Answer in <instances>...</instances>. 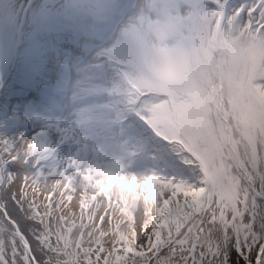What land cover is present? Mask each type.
Masks as SVG:
<instances>
[{"label":"snow or ice","instance_id":"snow-or-ice-1","mask_svg":"<svg viewBox=\"0 0 264 264\" xmlns=\"http://www.w3.org/2000/svg\"><path fill=\"white\" fill-rule=\"evenodd\" d=\"M216 6L256 54L180 106L147 170L124 176L119 218L87 216L77 231L47 187L48 142L26 168L0 138V264H264V0Z\"/></svg>","mask_w":264,"mask_h":264},{"label":"rangeland","instance_id":"rangeland-1","mask_svg":"<svg viewBox=\"0 0 264 264\" xmlns=\"http://www.w3.org/2000/svg\"><path fill=\"white\" fill-rule=\"evenodd\" d=\"M205 3L206 0L203 6ZM206 4L213 6L214 9L210 14L215 12L216 19L223 17L220 7L216 6V0H210ZM227 32L229 35L235 34L230 23ZM57 38L60 39V48H66L65 52H59V64L53 62L49 51V41L45 36L28 39L17 48L12 66L0 88V138L14 140L15 147L12 149V154L17 157L19 164L26 168H31L33 162L32 156L29 155L31 145L41 138L48 142V147L41 153L43 163L51 169V174L47 177V187L55 189L54 199L63 201L64 215L74 220L77 225L76 230H79L82 220L87 222V216L98 218L102 214L109 215L108 196L112 195L107 191L102 195L104 189H101V186L107 190L112 187L118 176L142 174L147 170L148 161L154 155L155 147L146 145L142 146L146 152L132 157L130 151L136 150L130 148L138 147L133 141L137 140L125 130L126 122L122 118H138L137 115H143L147 110L145 104L148 100L153 105L148 108L149 114L146 118H165L163 111L172 116L171 105L174 100L175 103L179 101L175 107L177 115L180 106L186 104L185 100L180 99L193 98L194 95L183 94L171 99L162 95L163 92L158 87L148 83L141 73L130 76L131 74L126 73L124 67L118 62L92 59L91 63L95 68L89 74L94 76V73H98L102 78H98L97 75L90 78L84 74L73 78L68 76L74 87L65 98L53 88L58 79L57 72L63 65L64 56L73 57L76 65L83 61L84 57L80 52L85 51V46L80 44L84 41L83 39L79 40L78 48L73 49L72 44H75L73 38L66 40L60 36ZM21 61L24 62L21 63ZM20 65L29 71L24 74H21L19 70L15 72V66ZM10 78L17 80L13 86L14 89L9 87ZM7 82L8 85H6ZM22 85L41 91L44 96L39 95L40 98L33 97L32 100L19 98L23 95ZM104 86H106L105 91L102 88ZM115 92L122 95L119 97L114 94ZM136 104L140 105L135 110L137 115L133 109ZM104 107L110 109L111 117L97 118L99 110L101 111ZM116 127L117 130H115ZM109 138H114L115 146L121 144L126 146L125 157L115 149L114 153L112 152ZM105 140L109 143L107 147ZM91 143L101 145V150L95 152L99 161H96L97 157L94 158L100 166L96 163L90 166L85 148ZM64 145L67 148L61 155L57 150ZM9 146L11 147V144ZM150 149L152 151L148 152ZM77 153L79 155H76ZM50 157L54 158V163ZM122 158H125V167L123 172L117 173L123 166L117 160ZM26 159L27 163H25ZM103 162L106 164L103 165ZM94 169L103 172L98 173ZM90 173L95 175L90 176ZM120 190L122 198L127 199V193L123 187ZM98 199L105 203L104 211L97 203ZM121 213L122 210L113 217L119 218Z\"/></svg>","mask_w":264,"mask_h":264},{"label":"bare ground","instance_id":"bare-ground-1","mask_svg":"<svg viewBox=\"0 0 264 264\" xmlns=\"http://www.w3.org/2000/svg\"><path fill=\"white\" fill-rule=\"evenodd\" d=\"M204 1L109 0L108 15L90 38L71 31L62 38L66 40L75 35V42L78 44L83 39L80 43L86 47L84 59L78 65L73 62V57H69L68 76L73 78L84 74L90 78L96 77L97 73L94 76L89 74L95 68L92 59H108L121 64L130 76L141 73L150 84L169 97L173 98L176 93L191 87L203 94L205 90L200 84L198 66L202 65V61L208 64L209 58L215 60L216 44L227 33L223 21L213 28L214 16L201 14ZM37 36L44 35L31 33L28 28L19 37L0 31V86L19 44ZM76 47L74 45L72 48ZM65 50L64 47L60 48V51ZM221 54L223 57L231 55L229 45L224 47ZM222 86V80L218 79L215 92L218 93ZM22 88L28 99L44 96L41 91L30 95V88L26 85H22ZM107 112L106 108L103 109L97 118ZM85 151L94 153L92 147L85 148Z\"/></svg>","mask_w":264,"mask_h":264},{"label":"clouds","instance_id":"clouds-1","mask_svg":"<svg viewBox=\"0 0 264 264\" xmlns=\"http://www.w3.org/2000/svg\"><path fill=\"white\" fill-rule=\"evenodd\" d=\"M109 12V0H0V31L17 37L25 28L41 33L49 41V51L59 64L60 39L58 33L77 32L90 38ZM53 85L56 92L67 98L73 90L63 65Z\"/></svg>","mask_w":264,"mask_h":264}]
</instances>
